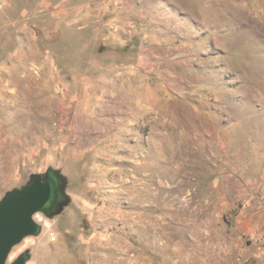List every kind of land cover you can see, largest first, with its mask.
<instances>
[{
  "label": "rangeland",
  "instance_id": "374dc122",
  "mask_svg": "<svg viewBox=\"0 0 264 264\" xmlns=\"http://www.w3.org/2000/svg\"><path fill=\"white\" fill-rule=\"evenodd\" d=\"M56 171L26 264H264V0H0V200Z\"/></svg>",
  "mask_w": 264,
  "mask_h": 264
},
{
  "label": "water",
  "instance_id": "95a60500",
  "mask_svg": "<svg viewBox=\"0 0 264 264\" xmlns=\"http://www.w3.org/2000/svg\"><path fill=\"white\" fill-rule=\"evenodd\" d=\"M68 199L63 179L52 169L43 176L31 174L25 185L7 191L0 200V264H26L27 253L7 263L11 249L26 236L40 232L35 213L50 216L60 211Z\"/></svg>",
  "mask_w": 264,
  "mask_h": 264
},
{
  "label": "flooded vegetation",
  "instance_id": "af4514ba",
  "mask_svg": "<svg viewBox=\"0 0 264 264\" xmlns=\"http://www.w3.org/2000/svg\"><path fill=\"white\" fill-rule=\"evenodd\" d=\"M43 176V175H42ZM43 180V179H42ZM43 213V212H42ZM35 215V214H34ZM23 254H26L25 252H22V253H20L19 255H17L10 263H12V262H15V261H17V260H19L22 256H23Z\"/></svg>",
  "mask_w": 264,
  "mask_h": 264
}]
</instances>
